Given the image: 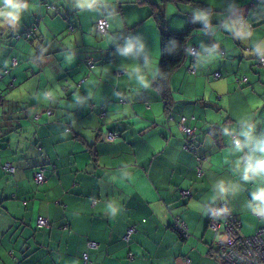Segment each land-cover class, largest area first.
Listing matches in <instances>:
<instances>
[{"label": "crops", "instance_id": "1", "mask_svg": "<svg viewBox=\"0 0 264 264\" xmlns=\"http://www.w3.org/2000/svg\"><path fill=\"white\" fill-rule=\"evenodd\" d=\"M153 1L169 29L180 18L205 28L190 34L199 52L169 77L167 103L148 1L57 0L48 12L26 0L16 23L0 17V264H85L84 252L88 264H222L212 207L226 203L245 235L264 225L254 210L264 176L243 178L246 142L264 138V0ZM41 12L33 38L14 36ZM102 16L106 35L95 26ZM129 42L136 49L125 54ZM183 117L195 151L184 146ZM177 217L187 239L172 227Z\"/></svg>", "mask_w": 264, "mask_h": 264}, {"label": "built area", "instance_id": "2", "mask_svg": "<svg viewBox=\"0 0 264 264\" xmlns=\"http://www.w3.org/2000/svg\"><path fill=\"white\" fill-rule=\"evenodd\" d=\"M110 22L109 20L102 16L99 17L96 21L97 31L105 35L108 33ZM199 50L197 46H190L187 50V54L194 58L197 56ZM15 62V60H13ZM264 62V57H262ZM91 61L87 60V64H90ZM190 70L194 71L195 68L193 65H190ZM7 72V71H6ZM117 73H120L118 71ZM215 78L221 77V72L216 71L213 73ZM50 112V111H49ZM184 117L181 120L183 123L182 128L186 134L187 140L184 145L188 149H193L194 145L192 144V138L194 135V129L184 124ZM117 136V133L114 131H109L107 133V140L111 141ZM239 140H235L237 142ZM249 149L244 151L245 161H247ZM199 162H201L200 156L198 157ZM5 168L9 171L12 168L9 165H6ZM44 168L40 167L35 173V181L37 183H42L45 179ZM183 194L189 195V190H184ZM95 202V200H94ZM257 215H261L257 213ZM49 219L43 215L37 216V226L38 227H48ZM208 226L212 228L216 233H219V238L216 241L215 249L217 256L221 260L222 264H264V226L259 227L255 233L251 235H245L241 232V224L235 218L227 208L226 203L221 202L217 206H214L210 210V215L208 219ZM172 227L177 230L179 235L182 238H188L190 232L188 231V226L186 222L181 218H175ZM135 232V227L131 226L128 228L125 234V240L128 241L131 238V235ZM88 247H95V241H88ZM83 258L85 264L90 263V258L88 252L83 253ZM188 261L189 259L186 258Z\"/></svg>", "mask_w": 264, "mask_h": 264}, {"label": "trees", "instance_id": "3", "mask_svg": "<svg viewBox=\"0 0 264 264\" xmlns=\"http://www.w3.org/2000/svg\"><path fill=\"white\" fill-rule=\"evenodd\" d=\"M25 1L26 0H22L23 3ZM56 1L57 0H39V4L40 7H43V9H46L48 12H52L58 9V5ZM135 1L140 3L148 1L149 3L154 5V7H152L151 9V14H153L156 17V20L158 22L159 32H160V48H161L160 65L158 69L156 83L159 91L162 92L167 103L169 102V95H168L169 77L171 76L173 71L183 63V61L187 56V50L189 48V46H187V40L190 34L192 33L193 27L195 26L194 21L192 18H190L187 27L182 31L169 29L167 26L166 15L164 13V10L161 7H159L153 0H135ZM163 1H167V0H163ZM178 1L193 2L197 4L198 7L203 6L205 8H210L201 1L200 2L194 0H178ZM4 7H5L4 4H0V9H3ZM40 17H42V12L40 14H37L30 24H25L22 30L20 31L18 30V32L14 36H17V38H26V39L33 38L35 36V28L39 22ZM95 26H96V22H95ZM1 31L2 28L0 27V34ZM221 54L225 55V51L223 49H221ZM262 57H264V55L262 56L260 55L258 57V61L260 64L264 65V62L262 61ZM11 59H12V65H16L18 63V59L16 57H12ZM13 60H15V62ZM8 69H9L8 66H4L3 68L5 72L8 71ZM217 128L218 126H213L211 130L213 129L216 130ZM195 149L196 146L194 145V148L191 150L195 151Z\"/></svg>", "mask_w": 264, "mask_h": 264}, {"label": "clouds", "instance_id": "4", "mask_svg": "<svg viewBox=\"0 0 264 264\" xmlns=\"http://www.w3.org/2000/svg\"><path fill=\"white\" fill-rule=\"evenodd\" d=\"M78 6L82 8H90L96 3V0H77ZM0 4H4L5 7L0 9V17L3 18L4 22L16 23L20 19L21 11L27 6L22 0H0ZM206 18V17H205ZM136 49V45L129 42L128 46L122 51L125 54L133 53ZM141 83H144L143 77L140 78ZM145 87L148 85L145 83ZM244 135H249L248 132ZM251 147V153L247 157V163L243 168L244 180H249L257 176H264V138L254 139L249 138L246 142ZM237 149L241 148L239 141L236 142ZM255 199L260 201V204L254 209L255 212L264 214V189L254 194ZM108 211L115 213V207H109Z\"/></svg>", "mask_w": 264, "mask_h": 264}, {"label": "rangeland", "instance_id": "5", "mask_svg": "<svg viewBox=\"0 0 264 264\" xmlns=\"http://www.w3.org/2000/svg\"><path fill=\"white\" fill-rule=\"evenodd\" d=\"M185 3H187V2H185ZM170 18L172 19V18H175V16L173 15V14H171V16H170ZM178 18H180V17H178ZM205 18V17H204ZM183 22H184V26L183 27H181V28H179L178 30L179 31H182V30H184L186 27H187V25H188V23H189V20L190 19H183V18H180ZM198 20H201V19H198ZM197 30H205V28L204 27H197V26H194V28L192 29V32H195V31H197ZM200 35V34H199ZM197 35V34H195V35H193L192 37L195 39V40H200V36H202V35ZM114 140V139H113ZM112 141V140H111ZM257 213V212H256ZM264 226V225H263Z\"/></svg>", "mask_w": 264, "mask_h": 264}]
</instances>
